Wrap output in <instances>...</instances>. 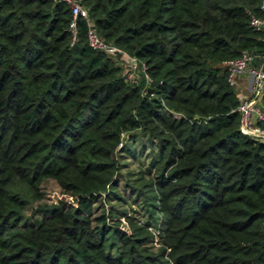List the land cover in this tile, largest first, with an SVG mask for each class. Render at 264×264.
<instances>
[{"label":"trees","instance_id":"obj_1","mask_svg":"<svg viewBox=\"0 0 264 264\" xmlns=\"http://www.w3.org/2000/svg\"><path fill=\"white\" fill-rule=\"evenodd\" d=\"M260 1L81 0L145 66L131 83L80 16L71 43L64 1L0 0V264H264V141L239 130L225 65L264 52ZM131 130L156 150L142 223L103 203L126 200L116 148ZM47 178L62 196L22 223Z\"/></svg>","mask_w":264,"mask_h":264},{"label":"built area","instance_id":"obj_2","mask_svg":"<svg viewBox=\"0 0 264 264\" xmlns=\"http://www.w3.org/2000/svg\"><path fill=\"white\" fill-rule=\"evenodd\" d=\"M70 9L68 28L71 32V43L77 35V17H82L86 23V41L88 45L96 50H101L113 56L124 68L125 79L136 83L140 73L144 74L147 82L151 79L146 73L145 66L134 55L128 53L121 47L104 40L95 30L89 18L87 8L81 0H62ZM260 14L249 12V24L255 29L264 30V0L259 4ZM227 68V79L229 83L236 85L237 79L242 75H248L250 85L247 92L239 98L236 111L239 117V130L255 139L264 141V127L258 124V120L264 118V52L256 54L248 50L232 59L225 61Z\"/></svg>","mask_w":264,"mask_h":264},{"label":"rangeland","instance_id":"obj_3","mask_svg":"<svg viewBox=\"0 0 264 264\" xmlns=\"http://www.w3.org/2000/svg\"><path fill=\"white\" fill-rule=\"evenodd\" d=\"M245 76V83H247L248 75L246 74ZM249 85L250 80L248 82V86ZM232 86L235 89L236 94H238V88L233 84ZM243 91L244 89L240 90L242 93ZM130 135H133L131 139L129 138ZM132 138L136 139V141H132ZM119 145L121 147L126 146L124 150H122V148H116L118 161L116 175L119 179L118 191L126 197V200L119 201L111 199L107 201L104 198L103 203L105 207L111 205L114 210L126 209L129 216L135 217L140 223H142L145 218H147V214L144 211L145 203L143 198L139 195V193H137V187L140 185V176H143L146 181L147 179L154 177L157 172L152 165L154 159L156 158L155 146L151 143L149 136L141 130L124 132ZM21 185L25 187L23 183H21ZM131 186H134V188L131 189ZM24 194V197L26 198V207L23 212L22 223L39 221L41 216L35 211V207L43 203L56 202L62 196L61 188L54 178H47L43 180L38 189V194H34V191L31 188H29L27 193L24 192ZM122 224L125 226L124 222ZM148 229L155 235V241L152 243L153 246L155 248L159 247L161 239L157 237L155 226L152 224L148 227Z\"/></svg>","mask_w":264,"mask_h":264},{"label":"crops","instance_id":"obj_4","mask_svg":"<svg viewBox=\"0 0 264 264\" xmlns=\"http://www.w3.org/2000/svg\"><path fill=\"white\" fill-rule=\"evenodd\" d=\"M246 76L245 75H242L239 79H237V83H236V87L238 88V97H241V96H243L246 92L245 91H247L248 90V88H249V86H248V82H249V80H250V78H249V76H248V81H247V83H245L246 81H245V78ZM241 89H244V91H243V93L242 92H240V90Z\"/></svg>","mask_w":264,"mask_h":264}]
</instances>
